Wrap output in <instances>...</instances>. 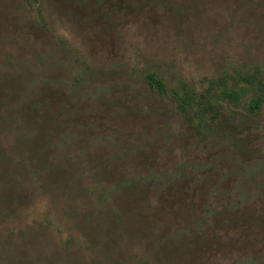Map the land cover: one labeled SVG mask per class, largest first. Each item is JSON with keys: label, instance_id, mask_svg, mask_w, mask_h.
<instances>
[{"label": "rangeland", "instance_id": "obj_1", "mask_svg": "<svg viewBox=\"0 0 264 264\" xmlns=\"http://www.w3.org/2000/svg\"><path fill=\"white\" fill-rule=\"evenodd\" d=\"M39 5L0 0L2 116L62 112L23 165L0 117V264H264V108L202 129L144 79L264 74V0Z\"/></svg>", "mask_w": 264, "mask_h": 264}, {"label": "trees", "instance_id": "obj_2", "mask_svg": "<svg viewBox=\"0 0 264 264\" xmlns=\"http://www.w3.org/2000/svg\"><path fill=\"white\" fill-rule=\"evenodd\" d=\"M25 1L29 4L30 9L40 17L42 10L39 0ZM144 79L159 93H169L171 102L175 104L176 109L184 113L189 120H197L202 129L221 115L224 104L242 106L245 111L253 114L264 108V74L259 67L249 70L237 68L232 73L222 72L216 77L205 78L199 91L185 81L168 89L162 77L155 72H147ZM1 95L0 92V97ZM0 102L2 103V99ZM40 104L41 102L37 103L38 106ZM37 105L35 101H32L27 106L12 108L6 112L5 116H2L3 114L0 112V117L5 119L7 126L11 127L10 124L15 122L21 123L22 128L26 129L23 136L22 134L17 135V140L14 141L15 147H12L14 159H17L20 165H23L26 160L25 156L27 158L34 153H39L40 157L42 153H45L37 150L35 146H47L52 132L59 128L57 116H61L62 112H51L48 107L49 100H45L46 111L44 113L41 110L37 111ZM48 113L59 115L50 118ZM18 114L20 117H17ZM25 120L29 128L25 126ZM19 124L16 126L17 129ZM26 131H28L27 134H25ZM50 149L53 148L50 147ZM27 150L30 151L29 154ZM22 155L25 156L22 158Z\"/></svg>", "mask_w": 264, "mask_h": 264}]
</instances>
